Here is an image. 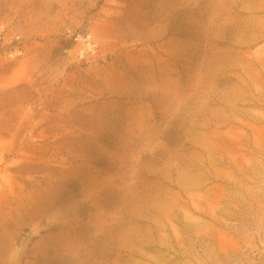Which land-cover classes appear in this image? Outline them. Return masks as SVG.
Listing matches in <instances>:
<instances>
[{"label": "rangeland", "instance_id": "374dc122", "mask_svg": "<svg viewBox=\"0 0 264 264\" xmlns=\"http://www.w3.org/2000/svg\"><path fill=\"white\" fill-rule=\"evenodd\" d=\"M0 264H264V0H0Z\"/></svg>", "mask_w": 264, "mask_h": 264}, {"label": "built area", "instance_id": "2783aa9c", "mask_svg": "<svg viewBox=\"0 0 264 264\" xmlns=\"http://www.w3.org/2000/svg\"><path fill=\"white\" fill-rule=\"evenodd\" d=\"M77 39H79V37H77ZM78 51L83 57L89 54H95L98 51V44L91 36H87L85 42L79 47Z\"/></svg>", "mask_w": 264, "mask_h": 264}]
</instances>
